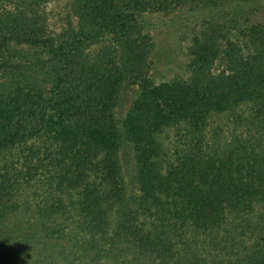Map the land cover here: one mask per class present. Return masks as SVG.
I'll return each mask as SVG.
<instances>
[{"label":"trees","instance_id":"1","mask_svg":"<svg viewBox=\"0 0 264 264\" xmlns=\"http://www.w3.org/2000/svg\"><path fill=\"white\" fill-rule=\"evenodd\" d=\"M256 6L74 0L59 31L0 20V264H264V141L205 132L224 113L264 129ZM199 10L216 12L186 33L184 74L154 81L144 18Z\"/></svg>","mask_w":264,"mask_h":264},{"label":"rangeland","instance_id":"2","mask_svg":"<svg viewBox=\"0 0 264 264\" xmlns=\"http://www.w3.org/2000/svg\"><path fill=\"white\" fill-rule=\"evenodd\" d=\"M74 0H0V20L11 21L15 17L32 20L37 25L46 27L49 32L59 31L68 25H74V15L71 13V4ZM246 7V6H245ZM244 7V8H245ZM249 6L246 7L247 10ZM253 8V6H250ZM216 10L194 11L178 15L149 14L145 19L148 32L152 35L154 47L152 51L151 75L154 81L173 80L184 74L188 63L186 52V33H190L201 24L202 19ZM256 20H263V15L256 8L251 12ZM102 47L94 46L96 51ZM137 94L136 87L125 82L120 90V103L117 115L120 119L127 109L133 104ZM249 116V109H240L236 114ZM250 119L239 118L231 113L216 114L208 119L205 132L209 138L223 145L241 137L254 136L264 141V129ZM184 126L166 128L162 133L165 143H176L185 135ZM126 171L131 172V162H126Z\"/></svg>","mask_w":264,"mask_h":264}]
</instances>
